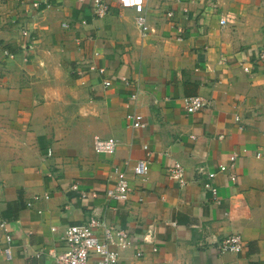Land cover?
Here are the masks:
<instances>
[{
	"label": "crops",
	"instance_id": "1",
	"mask_svg": "<svg viewBox=\"0 0 264 264\" xmlns=\"http://www.w3.org/2000/svg\"><path fill=\"white\" fill-rule=\"evenodd\" d=\"M4 2L0 245L13 237V259L0 252V264H53L67 227L95 215L131 234L123 264H264V0H143L146 36L120 0L104 18L90 0ZM124 76L144 90L137 102ZM197 95L212 103L189 114L182 100ZM133 111L146 127L131 125ZM95 136L116 139V153H96ZM140 160L145 176L132 172ZM176 162L184 186L167 172ZM116 167L133 187L128 201L106 196ZM210 171L216 197L203 185ZM237 233L243 250L219 251Z\"/></svg>",
	"mask_w": 264,
	"mask_h": 264
},
{
	"label": "built area",
	"instance_id": "2",
	"mask_svg": "<svg viewBox=\"0 0 264 264\" xmlns=\"http://www.w3.org/2000/svg\"><path fill=\"white\" fill-rule=\"evenodd\" d=\"M91 1V14L95 18H104L110 9L108 0H90ZM47 7H50V3L45 2ZM40 3H34V7H39ZM120 5L123 8L135 9L139 11L137 16V23L141 27L142 35L146 36L149 32L147 27V17L144 13L140 12L143 8V0H120ZM227 24L226 19L221 20V25ZM25 37L30 36V31L25 30L23 32ZM8 54V52H6ZM99 56V52L95 53ZM259 59L264 60V49L262 50ZM92 70H97L100 75L104 77V86L110 87L113 84L112 79L106 77L107 68L97 65L90 67ZM246 71H250L249 67H245ZM122 82L127 87H132V91L129 94V104L137 102L141 93L144 92L141 89L139 81H133L130 77H122ZM183 106L187 113L192 114L203 108L211 105V100L203 96H186L182 100ZM239 119V116H236ZM127 119L131 122L134 128H144L147 126V122L144 121V117L141 113L136 111L129 112ZM220 138H223L221 136ZM118 141L114 138H103L101 136H95L93 141L94 150L98 154L112 155L116 153L118 149ZM50 155V154H49ZM237 154H233L229 163H223L220 165L219 170L225 172L233 168L235 165ZM128 164V163H127ZM149 170L148 161L140 160L134 166H132V172L135 176H145ZM117 174L116 182L113 186L107 188L106 196L110 200L116 201H128L133 193V187H131L127 173L120 167H116ZM171 176L176 177L179 180L181 186L186 184V169L185 167L176 162L172 167H169L167 171ZM215 171L207 173V178L203 185L206 189L210 190L216 197L218 193L217 187L212 183V180L216 177ZM232 180H236L235 174H230ZM71 190L79 192L81 198H97L98 193L95 191L86 192L80 189L79 183H73ZM45 197L48 199L49 194ZM39 196H35V199H39ZM219 202V201H218ZM28 206H32V202L27 203ZM7 225L6 220L0 221V231ZM64 243L63 250H51L53 264H123L121 261V252L128 248L131 244V234L122 228H113L108 226L97 215L89 218L85 223L71 225L67 227L64 235L62 236ZM7 246L0 245V252L4 255L5 259L11 261L13 259V251L11 244L13 243V237L10 234L6 235ZM244 242L241 234H232L223 239L219 245V251L224 252H240L243 250ZM36 256H40L39 253Z\"/></svg>",
	"mask_w": 264,
	"mask_h": 264
},
{
	"label": "rangeland",
	"instance_id": "3",
	"mask_svg": "<svg viewBox=\"0 0 264 264\" xmlns=\"http://www.w3.org/2000/svg\"><path fill=\"white\" fill-rule=\"evenodd\" d=\"M5 4L4 0H0V32L3 30V21H2V17L5 16L6 14L4 12H6L2 7ZM3 43L0 42V50L3 48Z\"/></svg>",
	"mask_w": 264,
	"mask_h": 264
}]
</instances>
